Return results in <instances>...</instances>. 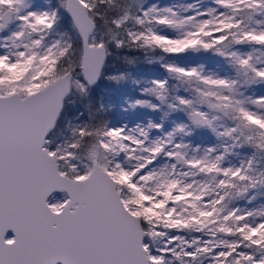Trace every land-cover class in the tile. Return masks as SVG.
<instances>
[{
  "label": "snow or ice",
  "instance_id": "6c2138e0",
  "mask_svg": "<svg viewBox=\"0 0 264 264\" xmlns=\"http://www.w3.org/2000/svg\"><path fill=\"white\" fill-rule=\"evenodd\" d=\"M0 264H264V0H0Z\"/></svg>",
  "mask_w": 264,
  "mask_h": 264
}]
</instances>
